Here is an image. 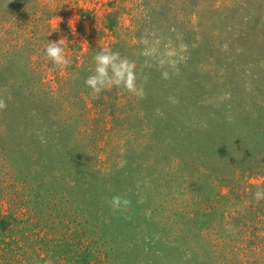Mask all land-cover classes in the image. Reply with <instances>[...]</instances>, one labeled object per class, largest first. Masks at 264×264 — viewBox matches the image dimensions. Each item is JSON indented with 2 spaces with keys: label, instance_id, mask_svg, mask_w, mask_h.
<instances>
[{
  "label": "rangeland",
  "instance_id": "obj_1",
  "mask_svg": "<svg viewBox=\"0 0 264 264\" xmlns=\"http://www.w3.org/2000/svg\"><path fill=\"white\" fill-rule=\"evenodd\" d=\"M0 99V264H264V0H0Z\"/></svg>",
  "mask_w": 264,
  "mask_h": 264
},
{
  "label": "clouds",
  "instance_id": "obj_2",
  "mask_svg": "<svg viewBox=\"0 0 264 264\" xmlns=\"http://www.w3.org/2000/svg\"><path fill=\"white\" fill-rule=\"evenodd\" d=\"M73 21H70L72 27ZM66 38H60L58 42H50L46 47L47 58L58 68L67 67L70 63L66 55L68 46ZM94 74L90 75L85 83L95 96L103 91L115 88H123L128 93L143 98L144 90L137 84L136 64L126 57H122L118 51L103 47L94 57ZM7 104L0 99V109H6ZM257 201L264 200V190L255 193ZM131 204L127 198L115 195L110 199V207L114 212L126 210Z\"/></svg>",
  "mask_w": 264,
  "mask_h": 264
}]
</instances>
